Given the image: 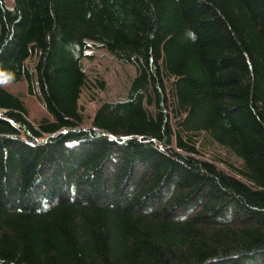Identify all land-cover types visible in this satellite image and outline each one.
I'll return each instance as SVG.
<instances>
[{"label": "trees", "instance_id": "trees-1", "mask_svg": "<svg viewBox=\"0 0 264 264\" xmlns=\"http://www.w3.org/2000/svg\"><path fill=\"white\" fill-rule=\"evenodd\" d=\"M91 48L137 74L86 124ZM9 75L0 264H264V0H0Z\"/></svg>", "mask_w": 264, "mask_h": 264}, {"label": "rangeland", "instance_id": "rangeland-1", "mask_svg": "<svg viewBox=\"0 0 264 264\" xmlns=\"http://www.w3.org/2000/svg\"><path fill=\"white\" fill-rule=\"evenodd\" d=\"M13 0H7L12 5ZM32 60L28 62L31 67ZM83 65L88 76V83L82 90L80 106L85 115L86 124H90L99 106L108 101L122 100L127 97L132 80L137 74L133 64L118 60L104 48H91L88 50ZM103 81V87L99 81ZM13 93L19 94L28 110L32 120H38L46 115V109L37 86H33V93L29 92L27 82H9L3 85ZM173 123H176L172 115ZM216 146L203 151L205 158H211ZM220 151V150H219Z\"/></svg>", "mask_w": 264, "mask_h": 264}, {"label": "clouds", "instance_id": "clouds-1", "mask_svg": "<svg viewBox=\"0 0 264 264\" xmlns=\"http://www.w3.org/2000/svg\"><path fill=\"white\" fill-rule=\"evenodd\" d=\"M12 79H14V76H12V75H9L7 77L0 76V86L11 82Z\"/></svg>", "mask_w": 264, "mask_h": 264}]
</instances>
